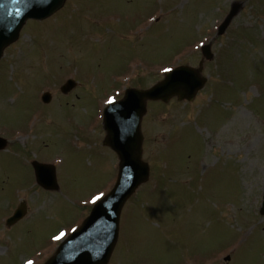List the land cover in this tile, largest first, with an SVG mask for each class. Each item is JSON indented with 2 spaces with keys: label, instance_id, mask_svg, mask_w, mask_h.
Here are the masks:
<instances>
[{
  "label": "rangeland",
  "instance_id": "rangeland-1",
  "mask_svg": "<svg viewBox=\"0 0 264 264\" xmlns=\"http://www.w3.org/2000/svg\"><path fill=\"white\" fill-rule=\"evenodd\" d=\"M236 2L242 5V12L233 19L230 31L226 30L220 39L214 33L208 36L206 28L210 31L220 25L223 15ZM101 6L104 20H141L134 22V27L141 24L138 30L148 17L150 21L163 17L167 22L146 28L143 37L131 43L120 40L116 21L96 33L90 26L73 21L93 15L99 18ZM263 7L264 2L258 8L256 0H68L48 22L37 25L34 23L43 22L30 20L21 39L5 50L0 61V76L4 77L0 79L2 114L18 106L5 104V96L15 89L5 88L3 81L10 85V67L13 75L18 76V70L22 74L25 66L16 59L25 50L31 60L39 59L37 51L42 50V61L33 64L41 63L34 67L45 66L40 69L49 73L39 74L36 80L56 70L60 84L74 76L73 70L66 71L69 63L80 72L86 85L83 88L79 84L75 90L77 100L69 97L65 101L58 95V103L74 101L64 107L43 108L34 97V84L27 92L18 89L16 95L8 97L11 103L27 99L38 110L50 113L51 123L60 128V133L69 132L70 136L55 143L51 139L40 142L39 148L45 151L42 160L53 158L60 183L59 191L44 192L36 186L29 160L21 164L28 152L24 131L6 129L0 123V136L8 140L0 155V160L4 159L0 161V264H20L37 257L52 235L74 224L81 225L89 215V209L84 208L82 217V204L112 188L117 177L115 156L92 138L98 128L103 94L157 82L165 67L197 66L202 58L200 49H187L195 40L199 41L198 47L211 43L217 54L205 64L208 83L192 103L174 99L165 105L151 104L147 121L157 140L148 142L145 156L151 165V177L123 210L122 235L112 264H264V216L260 214L264 192ZM129 25L130 22L125 24ZM250 29L255 39H239ZM117 48L131 52H125L119 60L121 52ZM170 48L181 50L171 53ZM150 49L155 53L146 54L145 50ZM168 51L169 59L160 61ZM182 52L186 53L178 55ZM31 60L27 62L26 56L21 59L24 64ZM58 60L64 62L59 65ZM134 62L132 78L114 88L118 75L132 74ZM28 73L31 74L29 70ZM112 89L115 90L111 92ZM60 110L67 116L58 115ZM9 114L12 116L8 119L13 121L14 114ZM70 123L77 126L70 130ZM223 129L226 131L221 134ZM16 131H22L24 136L16 137ZM166 162L170 164H166L167 169ZM21 196L32 201L30 216L37 214L32 219L28 217L30 221L8 228L6 215ZM228 255L231 259L225 261Z\"/></svg>",
  "mask_w": 264,
  "mask_h": 264
},
{
  "label": "water",
  "instance_id": "water-1",
  "mask_svg": "<svg viewBox=\"0 0 264 264\" xmlns=\"http://www.w3.org/2000/svg\"><path fill=\"white\" fill-rule=\"evenodd\" d=\"M63 0H0V56L14 42L29 18H43L56 12ZM204 81L200 71L179 69L153 90L129 91L116 109L106 112V143L119 152L122 162L118 183L91 216L47 264H107L118 235L121 210L127 199L148 179V167L140 161L142 139L139 125L146 99L168 101L172 96L192 99ZM42 182L44 168L39 167ZM264 206V204H263ZM264 213V208H263Z\"/></svg>",
  "mask_w": 264,
  "mask_h": 264
},
{
  "label": "snow or ice",
  "instance_id": "snow-or-ice-1",
  "mask_svg": "<svg viewBox=\"0 0 264 264\" xmlns=\"http://www.w3.org/2000/svg\"><path fill=\"white\" fill-rule=\"evenodd\" d=\"M165 71H171L170 69H165ZM109 102H111V99L109 100ZM94 199H99L98 197H94ZM29 264H31V262H29Z\"/></svg>",
  "mask_w": 264,
  "mask_h": 264
}]
</instances>
